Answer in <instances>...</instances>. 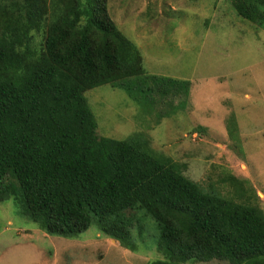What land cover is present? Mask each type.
<instances>
[{
    "label": "trees",
    "instance_id": "1",
    "mask_svg": "<svg viewBox=\"0 0 264 264\" xmlns=\"http://www.w3.org/2000/svg\"><path fill=\"white\" fill-rule=\"evenodd\" d=\"M233 6L264 30V0ZM118 82L136 103L179 85L147 73L109 0H0V202L22 204L48 236L95 225L132 252L142 210L165 256L146 264H264L261 190L228 172L223 156L195 181L142 138L101 136L86 92ZM240 143L234 152L244 156Z\"/></svg>",
    "mask_w": 264,
    "mask_h": 264
},
{
    "label": "rangeland",
    "instance_id": "2",
    "mask_svg": "<svg viewBox=\"0 0 264 264\" xmlns=\"http://www.w3.org/2000/svg\"><path fill=\"white\" fill-rule=\"evenodd\" d=\"M109 11L140 49L147 73L177 79L179 85L171 86L170 95H143L141 103L124 86L128 83L87 91L101 136L142 138L187 165L186 174L195 181L210 165L222 164L223 156L228 172L261 190L264 207V30L242 19L233 0H109ZM240 141L244 156L234 152ZM22 209L12 199L0 202V264L164 260L156 249L157 223L142 210H135L144 230L138 236L140 228H132V252L95 225L76 238L46 236Z\"/></svg>",
    "mask_w": 264,
    "mask_h": 264
},
{
    "label": "clouds",
    "instance_id": "3",
    "mask_svg": "<svg viewBox=\"0 0 264 264\" xmlns=\"http://www.w3.org/2000/svg\"><path fill=\"white\" fill-rule=\"evenodd\" d=\"M260 195H262V194H260Z\"/></svg>",
    "mask_w": 264,
    "mask_h": 264
},
{
    "label": "crops",
    "instance_id": "4",
    "mask_svg": "<svg viewBox=\"0 0 264 264\" xmlns=\"http://www.w3.org/2000/svg\"><path fill=\"white\" fill-rule=\"evenodd\" d=\"M46 236H48V235H46Z\"/></svg>",
    "mask_w": 264,
    "mask_h": 264
}]
</instances>
